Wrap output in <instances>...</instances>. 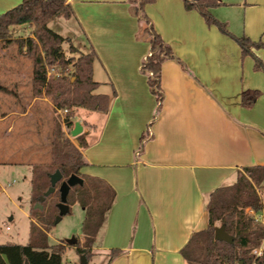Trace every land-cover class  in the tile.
Masks as SVG:
<instances>
[{"label":"crops","instance_id":"crops-1","mask_svg":"<svg viewBox=\"0 0 264 264\" xmlns=\"http://www.w3.org/2000/svg\"><path fill=\"white\" fill-rule=\"evenodd\" d=\"M67 1L74 16L62 26L66 37L95 51L96 91L112 96L107 113L79 108L73 121L81 124L87 143L81 173L105 180L115 191L89 261L103 254L108 264L111 250L119 249L123 253L109 264H186L181 249L207 228L210 194L234 184L238 170L264 167V71L183 0H155L145 13L176 57L162 64L157 111L148 75L141 72L149 41L129 3ZM220 1L212 15L234 36L261 42L252 52L264 63V0ZM22 2L0 0V15ZM244 91H259L250 107L241 104ZM5 94L14 106L0 114V122L14 117L8 134L16 121L29 118L36 98L19 111L16 95ZM16 94L18 100L30 99ZM34 163L10 164L32 172Z\"/></svg>","mask_w":264,"mask_h":264},{"label":"trees","instance_id":"trees-1","mask_svg":"<svg viewBox=\"0 0 264 264\" xmlns=\"http://www.w3.org/2000/svg\"><path fill=\"white\" fill-rule=\"evenodd\" d=\"M126 1L130 5L131 14L141 22V34L149 41V54L141 64V72L148 75L147 83L157 99V111H159L163 101L161 67L164 61L176 57L145 13V6L155 0ZM183 2L186 9H196L208 25H215L221 32L231 36L241 47L243 55L254 57L255 68L264 71V63L252 52V48H261L263 44L254 42L246 36H234L227 30L226 24L217 20L210 12V9L221 5L220 0H183ZM73 16V9L67 0H23L21 4L0 15V49H5L12 42L18 44L19 51L26 49L25 54L33 63L32 83L35 96L43 92L51 97L59 108L78 107L107 113L112 96L95 93L99 87V83L93 80V65L97 59L95 51L90 48L88 54L80 52L76 60L66 58L63 44L69 45L71 53L79 50L73 46L69 37H63L49 27V23L57 17L70 19ZM25 24L34 26L32 36L11 40L10 28ZM53 66L58 68L72 66V76H48L47 67ZM8 92L10 90L0 84V93ZM258 96L259 91H244L241 95V104L250 107ZM65 126L69 130L73 129L71 114L65 118ZM77 139L78 146L69 138L58 136L52 143L50 161L32 164L30 195L32 205L40 203L45 208L47 200L52 199L54 193L44 201L40 199L50 186L52 173L59 170L62 180L68 179L72 174L83 179L82 185H75L70 189L67 203L70 210L75 203L84 210L83 242L81 245H76V251L80 256H85L88 262L93 255L94 239L114 203L115 191L105 180L81 173V169L87 165L81 149L85 148L87 143L83 134L78 135ZM262 184H264V167H245L237 171L234 184L219 187L210 194L206 204L207 228L193 233L181 249L186 264H264V252L259 257L253 254V250L260 245L264 236L263 227L246 212L248 208L255 211L263 208L261 197L257 192V186ZM56 191L60 198L58 190ZM57 203L51 210L48 209L46 214L42 213L43 208L31 210V215L41 226L31 223L29 242L25 245L0 244V264H26V262L63 264L66 245L61 242L48 245L44 225L47 224L49 217L57 216ZM216 223L225 226L226 232L233 237L232 243L214 239L215 228L218 227ZM122 253L119 249L111 250L109 263Z\"/></svg>","mask_w":264,"mask_h":264},{"label":"rangeland","instance_id":"rangeland-1","mask_svg":"<svg viewBox=\"0 0 264 264\" xmlns=\"http://www.w3.org/2000/svg\"><path fill=\"white\" fill-rule=\"evenodd\" d=\"M57 22L61 23V30H56L58 29ZM66 22L65 18L57 17L49 27L61 36L66 37L65 28H62L64 24L66 25ZM33 29L32 24L12 26L9 38L11 40L28 38L32 36ZM72 44L79 52L71 53L69 45L65 43L62 46L66 58L76 60L80 56V52L84 54L90 52V49H84L76 41ZM25 53L26 49L23 48L22 51H19L18 44L15 42L10 43L5 49H0V84L6 85L10 90L8 93L16 95L17 109L19 111L26 110L31 98H36L31 108L32 112L29 114V118L24 121V124L20 120L16 121L13 131L5 134L14 117L0 122V244H27L31 223H37L31 215V210L35 208V205H32L30 195L32 172L28 171L27 165L10 163H17L26 159L38 163L50 161L52 143L60 135L69 138L72 143V140H76V146L79 145L77 137H72L71 130L65 126V118L70 114L73 121L76 120L79 108H59L52 98L43 92L41 95H34L32 83L33 63L32 59L26 56ZM47 71L48 76L71 77L73 67L58 68L53 66L47 67ZM19 91L23 95L28 96L29 94L30 99L28 98V102L24 100L25 98H23V101L18 100L16 92ZM9 100L12 101L11 96L0 93V114L13 109L14 106ZM58 187L59 185L57 190ZM257 192L261 198L264 197V184L257 186ZM58 201L56 191L52 199L47 200L42 213L46 214L47 210H51ZM55 219L56 216L54 218L49 217L47 224H44L47 233V244L63 243L66 245L63 264H80L81 256L76 251V245H81L83 242L82 222L84 210L75 203L71 206L70 212L63 216L59 223L56 224ZM216 226H220V224L216 223ZM72 237L77 238V244L72 246L66 244V240ZM106 260L107 257L100 254L87 263L105 264Z\"/></svg>","mask_w":264,"mask_h":264},{"label":"water","instance_id":"water-1","mask_svg":"<svg viewBox=\"0 0 264 264\" xmlns=\"http://www.w3.org/2000/svg\"><path fill=\"white\" fill-rule=\"evenodd\" d=\"M83 132V128L81 126V124L79 122H76L74 125V128L71 131V135L73 137H77L78 135H80ZM83 184V179L80 178L78 175L72 174L68 179L66 180H62V174L59 170H56L54 173H52L50 175V186L49 188L46 190V192L43 194V196L41 197V201H44L48 196L52 195L53 193H55V191L57 190V186L58 187V192H59V196H60V200L57 203L56 207L58 208V214L56 216L55 219V223H59L63 216L67 215L70 212V206L67 203V197L69 194L70 189L75 186V185H82ZM35 208H39L42 209L43 206L38 203L35 205ZM214 239L217 241H223L226 243H232L233 242V237H231L225 229L224 225L218 226L215 228V232H214ZM78 242L76 237H72L70 239L66 240V244L68 245H76ZM80 263L81 264H87V260L85 258V256H81L80 259ZM26 264H29L28 262H26Z\"/></svg>","mask_w":264,"mask_h":264},{"label":"built area","instance_id":"built-area-1","mask_svg":"<svg viewBox=\"0 0 264 264\" xmlns=\"http://www.w3.org/2000/svg\"><path fill=\"white\" fill-rule=\"evenodd\" d=\"M261 203L263 205V208L261 210L255 211V210H253L251 208H248L246 210V212L253 217L255 222H257L258 224L262 225L263 230H264V197L261 198ZM263 252H264V236L261 239L260 245L253 250V254L256 257H259V256H261L263 254Z\"/></svg>","mask_w":264,"mask_h":264}]
</instances>
